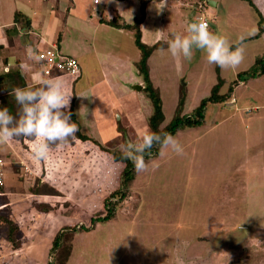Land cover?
I'll use <instances>...</instances> for the list:
<instances>
[{"label":"rangeland","instance_id":"rangeland-1","mask_svg":"<svg viewBox=\"0 0 264 264\" xmlns=\"http://www.w3.org/2000/svg\"><path fill=\"white\" fill-rule=\"evenodd\" d=\"M123 1L94 0L95 22L101 25L102 15L109 24L112 15L120 27L132 23L140 16L141 2ZM254 1L264 14V0ZM163 3L169 5L162 9L165 34L148 63L163 100L165 126L178 110L190 115L217 83L216 65L209 64L200 50H194L191 61L171 56L167 41L172 33H184L188 23L202 15L210 31L233 44L246 35L242 64L235 70L221 69V91L226 92L238 73L253 67L264 54V27L260 29L258 13L245 0ZM71 5H77L76 16L80 10L82 15L90 12L75 2ZM66 19L61 51L76 56L82 68L74 86L62 80L72 95L70 108L77 120L72 121L79 133L98 140L102 147L76 133L53 146L47 162H34V141L19 138L23 141L17 157L3 154L8 162L5 173L9 167L21 188L11 187L14 181L6 175L9 183L5 180L0 188V239L8 235L4 218H15L31 236L34 213L41 211V205L42 212L51 207L59 219L41 235L48 242L30 264H264V75L241 81L226 104H209L203 126L176 133L182 155L168 151L146 160L148 170L136 173L113 219L80 229L89 227L92 218L106 215L104 199L119 185L123 169L112 153L122 152L130 138L135 141L150 130L153 104L140 78L137 62L142 51L133 28L118 34L105 26L83 25L73 16ZM138 84L140 90L134 88ZM10 112L16 116L19 110ZM37 179L55 187L56 194L46 187L45 192L33 193L36 186L40 188ZM51 198L58 202L41 201ZM74 226L79 229L71 230ZM59 228L66 229L65 234L60 248L52 252V235Z\"/></svg>","mask_w":264,"mask_h":264},{"label":"crops","instance_id":"crops-1","mask_svg":"<svg viewBox=\"0 0 264 264\" xmlns=\"http://www.w3.org/2000/svg\"><path fill=\"white\" fill-rule=\"evenodd\" d=\"M126 1L127 0H124L123 3ZM163 1L164 0H153L147 4L146 17L141 23V31L142 40L148 45L156 44L159 41L163 42L161 38L165 34V13L162 11V9H165L169 6L163 3ZM72 2L77 3L80 9L86 7V10L89 9L90 12H85V14L82 15L80 10V15H74L77 5H71ZM97 8L98 6L94 3V0H90L88 4L82 2V0H0V76H4L3 80L0 82L1 108L7 107L9 111L12 110L14 111V114L17 113L19 107L15 103L14 97L9 93L17 87L23 88L34 84L35 81L33 80V77H35L36 80L41 78L58 79L61 82L66 79L67 81H64V83L67 86H74L78 82L81 75L77 79H74L72 76L70 77L66 74L65 76H62L61 74H53L50 76L44 75L42 73L41 62L28 60L26 53V48L28 46H31L32 48L35 47L34 50L38 51L39 49H43L54 43H56L60 50H62V42L66 33L65 27L68 25L66 16H73L75 19H78L80 23H83V25L86 26L88 25L89 27L105 26L110 32L112 31L113 33L115 32L118 34L123 33L125 29L132 30L130 27H127V25L129 26L133 24L135 19L140 17H136L132 23H129V21L125 22L126 26H121V28L120 26L108 24L103 19V16L100 15L99 21L101 19L104 20L101 21L100 25L95 22L96 19L94 20L92 13V11H95ZM17 11H21L29 19L27 20L25 17H23L16 21L15 13ZM108 19L114 20L112 15H110ZM27 21H30V23L27 24ZM162 31L164 32L162 33ZM138 60L134 59V62L136 63ZM21 62L29 64L31 71L21 74L19 67ZM122 62L123 64L126 63V61ZM127 63L130 64V61L127 60ZM15 72H19L20 76L11 78L8 77L9 74H13ZM22 141L23 140H19V138H17L7 145H0V157L5 160L3 154L8 155L9 153H12L15 159L19 153L18 151H20V148L22 147ZM7 163L8 162L6 161V164ZM6 175H9L8 177L14 181V184H11V187H13L15 190L21 188V182L16 184L15 179L18 177L12 175L9 167L6 170L5 177ZM8 177L5 179L7 183H9ZM20 178L21 176H19V179ZM12 193L16 194L17 191ZM41 201L58 202L52 198ZM38 208L39 206L35 207L36 211L39 210ZM40 209L41 211L34 213L36 216L32 222V225H35V228L32 229L31 236H29V234L26 232L24 226H21V224L16 221L15 218H12L13 221L19 226L18 231L20 232L21 236H16L14 233L11 237L12 241L9 235H6V237L0 239V264H30L29 261H35L37 254L43 251L41 245L48 242V237H41V235L45 233V230L48 229L49 226L54 224L57 219H59V216H57L56 212H54L51 207L48 208V211L42 212L43 209L40 205ZM18 231L16 233H18ZM58 231L53 233L52 243ZM50 249L51 248L49 247L48 252ZM43 254L45 258V253L43 252ZM32 264L34 263L32 262Z\"/></svg>","mask_w":264,"mask_h":264},{"label":"clouds","instance_id":"clouds-1","mask_svg":"<svg viewBox=\"0 0 264 264\" xmlns=\"http://www.w3.org/2000/svg\"><path fill=\"white\" fill-rule=\"evenodd\" d=\"M196 18L188 23L184 33H172V38L167 41L171 56L191 61L194 50H200L209 64L217 65L222 70L238 68L245 57L243 42L246 35L238 36L233 46L227 37L213 33L206 23ZM26 53L28 60H41L31 46L26 48ZM19 67L21 74L31 71L30 65L25 62H21ZM33 80L34 84L17 87L9 93L19 107L16 116L7 107L0 108V145H7L17 138L32 139L33 161L47 162L51 148L75 138L79 126L71 119L72 114L68 109L72 95L66 92L63 83L58 79L36 80L33 77ZM154 146H159L160 156L168 151L178 155L184 152L183 146L173 135L167 132L161 135L150 130L144 131L135 141L130 138L121 151L123 157L134 164L137 172H143L149 168L145 154L150 155Z\"/></svg>","mask_w":264,"mask_h":264},{"label":"trees","instance_id":"trees-1","mask_svg":"<svg viewBox=\"0 0 264 264\" xmlns=\"http://www.w3.org/2000/svg\"><path fill=\"white\" fill-rule=\"evenodd\" d=\"M140 1H141V15H140V17L135 19L133 24H131L129 26L127 25V27H130L131 29L133 28L135 30V42H136L137 46L142 51V55H141L140 60L137 62V66L139 69V73L143 76V79L146 83L144 90L146 91L147 95L150 97L152 104H153V112L149 116V119H148L150 131L161 134V135L163 133L167 132V133L174 136L176 133H178L180 130H182L184 128L203 126L206 123L207 108H208V105L210 103H219L222 105L226 104L227 101L232 99L233 91L241 81H244V80L247 81L251 77H257V76L264 75V54H263L262 56H259L256 59L255 65L253 67H251L248 70L240 71L238 73V78H236L230 84L231 86H230L228 91L222 92L221 90H222L224 81H223V78L221 76V68L216 65L217 83L212 87L210 94L201 100L199 105L193 110V112L190 115H182L180 110H178L174 119L169 124L162 126V124L165 120L163 100H162V97L160 95V90L154 86V83L150 77V67H149V63H148V60H149L150 56L152 55L153 51L156 48H158L160 43H162V42L159 41L154 45H148L142 40L141 23L144 21V19L146 17L147 4L153 0H140ZM245 1L249 2V4L255 8V10L258 13L259 18H260L259 19L260 29H263V27H264L263 26L264 25V14H263L262 10L257 6V4L255 3L254 0H245ZM23 17H25L27 20L29 19L21 11H17L15 13V20L16 21L20 20ZM100 21H104V20L101 19ZM27 22H28L27 24L30 23V21H27ZM109 24L115 25V26H120V24L116 23L114 20L109 21ZM123 27H125V26H123ZM233 46H235V44H233ZM15 76L19 77L20 73L15 72L13 74L8 75L9 78L15 77ZM3 78H4V76H0V82L3 80ZM73 78L77 79L78 76L73 77ZM179 107H181V105H179ZM70 112L72 114L71 119L76 122L77 120H76L75 112L73 111V107L70 108ZM77 135L83 141L91 140L95 144L101 145L98 140L91 138L87 134L79 133V131H78ZM101 147H102V145H101ZM102 149L106 150L104 148H102ZM158 155H159V146H154L151 149L150 155L147 153L145 154V159L148 160V159L153 158V157L158 156ZM112 156H113V159L115 161H117L118 163H121L123 165V169H122L121 175H120L119 185L113 191H111V193H109L104 199V207L107 210L106 215L105 216H96V217L92 218L91 219V221H92L91 225L89 227L82 225L80 227L81 230L82 229H84V230L92 229L94 227V225H96V223L107 222V221L113 219L116 215V211H117L118 206L120 205V203L122 202V200L126 197V195L128 193L129 184L136 177L137 171L135 169L134 164L130 160L125 159L122 155V152H114V153H112ZM36 185H38V186L40 185V188H38L36 186L33 190V193H39L41 190L44 191L43 188H45V187L48 188L50 191H52V192H48L51 194H56L53 192L58 191L55 189V187L49 186V184H47V183L42 182V184H41L39 179H37ZM48 189H45V190H48ZM4 220H5V223L7 225V229H8L7 233H8V235L12 241L11 237L16 231L19 230V226L13 220H11L9 218H4ZM69 229L70 228H68L67 230H69ZM78 229H79L78 226H74L73 228H71V230H75V231ZM65 230L66 229L59 230L58 233L56 234V236L53 240L52 252H54L56 249L60 248L64 234H65L64 233ZM49 264H54V263H53V261H50Z\"/></svg>","mask_w":264,"mask_h":264},{"label":"built area","instance_id":"built-area-1","mask_svg":"<svg viewBox=\"0 0 264 264\" xmlns=\"http://www.w3.org/2000/svg\"><path fill=\"white\" fill-rule=\"evenodd\" d=\"M95 1L97 3V0ZM196 20L203 21L209 27L208 20L202 15L197 17ZM37 54L41 57L42 73L46 76L66 74L76 77L82 72L79 60L74 56L62 53L56 43L39 49ZM5 165L6 161L0 157V188L5 185Z\"/></svg>","mask_w":264,"mask_h":264},{"label":"water","instance_id":"water-1","mask_svg":"<svg viewBox=\"0 0 264 264\" xmlns=\"http://www.w3.org/2000/svg\"><path fill=\"white\" fill-rule=\"evenodd\" d=\"M134 88H138L140 90L141 89V86H140V84L134 85Z\"/></svg>","mask_w":264,"mask_h":264}]
</instances>
